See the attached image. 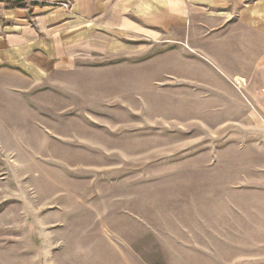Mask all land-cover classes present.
Listing matches in <instances>:
<instances>
[{
    "label": "rangeland",
    "instance_id": "374dc122",
    "mask_svg": "<svg viewBox=\"0 0 264 264\" xmlns=\"http://www.w3.org/2000/svg\"><path fill=\"white\" fill-rule=\"evenodd\" d=\"M101 37L0 76V264H264L263 109L206 42Z\"/></svg>",
    "mask_w": 264,
    "mask_h": 264
},
{
    "label": "crops",
    "instance_id": "0c3cea01",
    "mask_svg": "<svg viewBox=\"0 0 264 264\" xmlns=\"http://www.w3.org/2000/svg\"><path fill=\"white\" fill-rule=\"evenodd\" d=\"M13 1L0 2V76H23L35 86L94 50L104 34L119 41L170 33L196 51L206 42L199 55L241 81L264 111V0Z\"/></svg>",
    "mask_w": 264,
    "mask_h": 264
},
{
    "label": "trees",
    "instance_id": "16d2710c",
    "mask_svg": "<svg viewBox=\"0 0 264 264\" xmlns=\"http://www.w3.org/2000/svg\"><path fill=\"white\" fill-rule=\"evenodd\" d=\"M3 1H4V0H0V2H3ZM18 2H19L18 0H14L12 3H13V4H17ZM13 4H12V5H13Z\"/></svg>",
    "mask_w": 264,
    "mask_h": 264
},
{
    "label": "built area",
    "instance_id": "2783aa9c",
    "mask_svg": "<svg viewBox=\"0 0 264 264\" xmlns=\"http://www.w3.org/2000/svg\"><path fill=\"white\" fill-rule=\"evenodd\" d=\"M238 84V83H237Z\"/></svg>",
    "mask_w": 264,
    "mask_h": 264
}]
</instances>
